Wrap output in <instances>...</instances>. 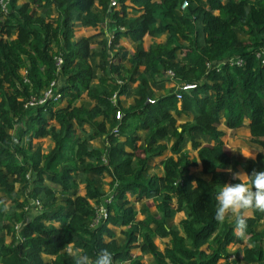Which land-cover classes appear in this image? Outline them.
<instances>
[{
  "label": "trees",
  "instance_id": "1",
  "mask_svg": "<svg viewBox=\"0 0 264 264\" xmlns=\"http://www.w3.org/2000/svg\"><path fill=\"white\" fill-rule=\"evenodd\" d=\"M109 2L8 0L0 10V264H73L68 243L93 259L107 248L114 264H142L143 254L150 264H264V227L253 229L264 213L250 215L244 239L233 219H214L217 193L238 182L218 124L254 151L241 170L264 171V0ZM76 26L98 32L74 37ZM52 81L51 97L24 106ZM174 83L192 87L177 99ZM45 137L42 152L32 140ZM155 159L160 174H149ZM127 195L143 199L138 211ZM242 240L233 256L227 246Z\"/></svg>",
  "mask_w": 264,
  "mask_h": 264
},
{
  "label": "clouds",
  "instance_id": "2",
  "mask_svg": "<svg viewBox=\"0 0 264 264\" xmlns=\"http://www.w3.org/2000/svg\"><path fill=\"white\" fill-rule=\"evenodd\" d=\"M242 155L246 159L256 158L250 151ZM227 172L238 182L224 184L217 193L214 219L222 225L231 216L234 235L238 239H244L248 236L247 220L250 215L253 212L264 213V171L253 170L249 175L243 170L232 171L229 168ZM65 249L73 264H114L113 254L107 248H101L94 259L72 243L66 244Z\"/></svg>",
  "mask_w": 264,
  "mask_h": 264
},
{
  "label": "rangeland",
  "instance_id": "3",
  "mask_svg": "<svg viewBox=\"0 0 264 264\" xmlns=\"http://www.w3.org/2000/svg\"><path fill=\"white\" fill-rule=\"evenodd\" d=\"M18 2H19V0H18ZM112 7L117 9L116 6H112ZM127 11L129 13L127 15L128 18L134 17V15H133L134 13L132 11H130V10H127ZM103 27H106L105 28V33L107 34V38L109 39L110 38L111 28L108 26V23L106 25H104ZM97 32H98V29L95 30V29H92V28H82V27L76 26V27H74V30H73V36L74 37H86V36L95 35ZM164 37H165L164 35H161L155 41L162 42L164 40ZM99 39H100V37L93 38L91 45L93 47H95V48L99 47V45L96 44V41H98ZM118 44L123 47V49H124V51L126 53L131 52V47L132 46H130V41L128 39L126 41L125 39L121 38L118 41ZM60 80L61 79L59 78V81H58L59 83H60ZM156 93H158V92H156ZM86 100H87L86 97L84 95H82L81 96V101L84 102ZM130 102H131V99L128 98L126 100H123L122 103H123V105H127ZM79 103H80V101H76L75 105H78ZM185 119H186V117H183V116H181L179 118H176V123L178 124V123L184 121ZM187 119H189V117H187ZM217 127L225 132V136L222 139L226 143L225 147L229 149L230 160L231 161H235V163H236V165H233V166L231 164L230 168L232 169V171H241V168L238 165V160H242L243 159V158H240L241 157V151H245V152H249V151L250 152H254V151L252 149H250V148H247L246 145H245L246 143L243 140L228 138L227 134L229 132V129L224 128L221 124H218ZM245 133H246V131L241 130V129H237L236 132H235V134L237 136H241V137L248 136ZM32 143L34 145L38 146L42 152H46L52 146V142H51V140L48 137L41 138V139H34V140H32ZM85 143L87 144V146H93V147L99 146V144H100L98 139H90V140L85 141ZM183 149H184V151L186 152V154L188 155L189 158H192V157H194L196 155L195 151L190 148V143L189 142H186V144L184 145ZM157 161H158V159H155L154 163H153L154 165H151L150 167H147L146 170L149 172V174L150 173L160 174V169L157 167ZM199 169H200L199 165L196 164V168L194 170H191V171L194 172V173H197L199 171ZM226 173L228 174V177H231V175L227 172V170H226ZM108 180H109V178L107 176H105V177L103 176V177H101L99 179V183H100V185H101V187L103 188L104 191H107L106 182ZM79 187H80V185H79ZM78 193L82 194V191L79 192V188H78ZM134 197L135 196H128L127 195V200L132 205V207H134V209H136L138 211V208H139L140 204L143 203V199L135 200ZM149 206H150V210H153V207H152V205L150 203H149ZM33 208H35V207H30V209H29V213L28 214L30 216H32V215H34L36 213L37 209H33ZM136 217L139 218L140 215L137 213ZM181 219H183V215L181 213H175L173 218L170 220V222L173 223V224H176ZM230 219H232L231 216H229L226 219V221H230ZM261 227H264V220L262 222H260V223H257L256 225H254L253 229L258 230ZM113 230H114L115 236L118 238L119 229L118 228H113ZM4 239L6 241H8L9 238H8V236H4ZM166 241H167V238L159 237V238H157L154 241V244L156 245V247H157V249L159 251H162L164 245L166 244ZM244 244H245V242H244V240H242L238 244H233V245L230 244V245H228L226 249L230 253H232V255L234 256L235 255L234 252H236L237 249H241V247ZM202 248L205 249L204 246ZM133 251H134L133 255H138L139 254L136 249L133 250ZM232 258L233 257L231 256V259ZM141 263L142 264H150L151 263L150 256H148L146 254L141 255ZM122 264H126V263H122Z\"/></svg>",
  "mask_w": 264,
  "mask_h": 264
},
{
  "label": "built area",
  "instance_id": "4",
  "mask_svg": "<svg viewBox=\"0 0 264 264\" xmlns=\"http://www.w3.org/2000/svg\"><path fill=\"white\" fill-rule=\"evenodd\" d=\"M7 1L8 0H0V10H1V12L3 13V14H5L6 13V3H7ZM109 5L112 7V6H116V4H115V0H110V2H109ZM185 6H186V3L185 2H183L181 5H180V9H184L185 8ZM237 64H239L240 63V61L239 60H237V61H235ZM60 63V60L59 59H57L56 60V64H59ZM210 65V64H209ZM166 75H167V77H168V79L169 80H172V77H173V74L171 73V72H169V71H167L166 72ZM172 83V82H171ZM174 85V90H173V92H175V96H176V98L178 99L179 97H180V94H179V92H182V91H185V90H187V89H189V88H191L192 87V85H180V84H173ZM54 87H55V83L52 81L50 84H49V86H48V88L45 90V91H43L42 93H41V95H40V97H38V98H36V97H30L28 100H27V103L24 105V106H33V105H35V104H41V103H43L44 102V100L46 99V98H49V97H51L52 96V91L54 90ZM54 98H55V96H54ZM111 100H113V97L111 98ZM148 102H150V101H148ZM115 118L116 119H118V112L115 114ZM30 205H32V207H36V208H38V204H37V202H30L29 203ZM100 212H102V211H100ZM18 225H16V226H14V229L17 231L18 230ZM231 259V258H230Z\"/></svg>",
  "mask_w": 264,
  "mask_h": 264
},
{
  "label": "crops",
  "instance_id": "5",
  "mask_svg": "<svg viewBox=\"0 0 264 264\" xmlns=\"http://www.w3.org/2000/svg\"><path fill=\"white\" fill-rule=\"evenodd\" d=\"M245 134H247L248 135V133L246 132ZM247 137V136H246ZM240 158H243V159H246L244 156H242L241 155V157ZM238 167V166H237ZM233 219V218H232ZM232 219H230V221L232 220ZM231 245H233V244H231Z\"/></svg>",
  "mask_w": 264,
  "mask_h": 264
}]
</instances>
